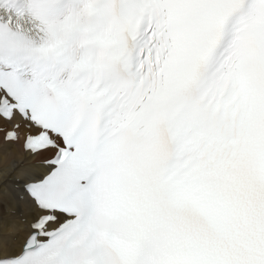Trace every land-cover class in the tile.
I'll return each instance as SVG.
<instances>
[{"label": "snow or ice", "instance_id": "1", "mask_svg": "<svg viewBox=\"0 0 264 264\" xmlns=\"http://www.w3.org/2000/svg\"><path fill=\"white\" fill-rule=\"evenodd\" d=\"M0 139V264H264V0H0Z\"/></svg>", "mask_w": 264, "mask_h": 264}, {"label": "bare ground", "instance_id": "2", "mask_svg": "<svg viewBox=\"0 0 264 264\" xmlns=\"http://www.w3.org/2000/svg\"><path fill=\"white\" fill-rule=\"evenodd\" d=\"M35 163L24 152L22 143L7 145L0 139V222L7 223L15 217L13 209L17 206V189L15 188L16 169Z\"/></svg>", "mask_w": 264, "mask_h": 264}]
</instances>
